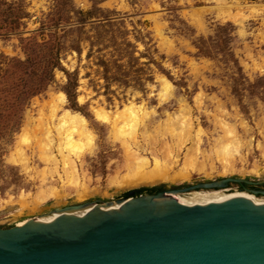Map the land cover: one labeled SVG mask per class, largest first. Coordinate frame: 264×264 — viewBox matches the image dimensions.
I'll list each match as a JSON object with an SVG mask.
<instances>
[{"label":"rangeland","instance_id":"1","mask_svg":"<svg viewBox=\"0 0 264 264\" xmlns=\"http://www.w3.org/2000/svg\"><path fill=\"white\" fill-rule=\"evenodd\" d=\"M118 49L132 56H115ZM112 52L122 68L110 71L117 81L108 86L99 59L113 63ZM58 56L62 69H53ZM127 69L152 80L125 86L119 74ZM67 72L78 74L79 111L65 92ZM129 107L144 118L134 148L150 170L162 165L165 180L123 185L136 160L122 137L135 132L114 126ZM65 111L84 118L90 133L66 152L76 174L56 149L58 163L48 160L43 129L58 142ZM181 120L191 128L180 131ZM197 167L206 172L174 180ZM228 178L264 182V0H0V228L133 191Z\"/></svg>","mask_w":264,"mask_h":264},{"label":"water","instance_id":"2","mask_svg":"<svg viewBox=\"0 0 264 264\" xmlns=\"http://www.w3.org/2000/svg\"><path fill=\"white\" fill-rule=\"evenodd\" d=\"M257 184L238 178L128 193L114 203L56 209L43 223L0 228V264H264V205ZM253 194L208 200L191 193ZM93 208L92 212L85 211Z\"/></svg>","mask_w":264,"mask_h":264},{"label":"bare ground","instance_id":"3","mask_svg":"<svg viewBox=\"0 0 264 264\" xmlns=\"http://www.w3.org/2000/svg\"><path fill=\"white\" fill-rule=\"evenodd\" d=\"M166 86L169 87V84L166 83ZM60 97L61 101L65 103V96L61 94ZM56 112L57 111H55L54 114ZM139 112L140 110L136 111L133 107L124 109L122 113L117 116L115 122L116 124L114 126V128L119 129L121 132H123L124 130H132L135 132L134 135H127L124 138L122 137V144L127 152V155L129 156V154H131L132 157L136 160L133 162V176H129V178L126 180V184H123L124 186L128 187H135L139 184L144 183L154 184L160 182L161 180H165V174L162 171V165L160 163H156L155 167L150 170V165L147 159L141 157L140 154L136 151V148H134L135 146H138L137 130L141 127L142 124H144V118L140 117ZM177 124L180 125V128L178 127L180 131H185L186 129L191 128V123L188 121H177ZM43 131L45 135V140H47L49 143L48 146L52 148L49 151L50 157H48V160L53 162L54 164L58 163L57 158L56 156H54L53 153V150L56 149L57 153L59 154V157L63 162L64 170L66 172L70 170L71 172L76 174L77 171L75 159L72 156L68 155L66 152H74L76 149H80L86 141L91 140L85 119L76 113H72L71 111H65L57 119L55 126V132L58 136V142L53 136L52 128H45L43 129ZM225 169L229 173L233 170L232 166H225ZM204 171L205 169L203 167L192 168L191 170L185 169L182 170V172L179 173L174 180H187L192 176V174H203ZM233 194H247L249 197H253V195L247 192L241 193L234 190L217 191L211 192L209 194L195 192L188 195L205 201L212 197L227 198ZM256 201H258L257 198ZM260 201L261 204L264 205V200ZM121 208L122 206L118 205L117 203H114L109 210H120ZM85 211L92 212L93 208H88ZM50 215L40 217L37 219V221L43 223V221ZM25 223L26 222H22L17 226L21 227Z\"/></svg>","mask_w":264,"mask_h":264},{"label":"trees","instance_id":"4","mask_svg":"<svg viewBox=\"0 0 264 264\" xmlns=\"http://www.w3.org/2000/svg\"><path fill=\"white\" fill-rule=\"evenodd\" d=\"M92 15L93 14L90 12L89 14H87V17L88 16H92ZM99 26H101V28H103L102 27V24H99ZM116 44L117 43L114 42V40H112L110 42V45L119 48L120 46H116ZM91 47L92 48H91V50H90V52H89V54L87 56V60H89V61L94 57V53H93V50H92L93 49V45H91ZM113 52L115 53V56H118L119 55V57H121V56L125 57V55H128L129 56L130 54L132 56V53H129L128 54L127 52L121 51V49H118V50L113 51ZM113 52L111 53V56H112V58L114 60L113 63L110 62V59L109 60H104V58L99 59V67H101L103 69V71H104V73H103L104 74V80H105V82H106V84L108 86L110 85L109 84L110 82L117 81V79H115L113 76L111 78L110 71L111 70H115V69H113L114 67L117 70H121V68H122L121 66H119L120 65V61L118 60L119 58L118 59H114V53ZM136 62H137L136 64H139L138 61H136ZM139 66H140V64L138 65V70L136 71L137 74L142 72V68H140ZM52 67H53V69H55V68H61L62 69V67L60 65V62H59V56H58V59L56 58L53 61ZM67 76H68V85L66 87V91L65 92L67 94V97H68V100H69L70 104L72 105V108L74 110L79 111L81 108L78 106L77 99H76V97H77V88H78V74L77 73L70 74V73L67 72ZM119 76L120 77H123L124 85L125 86H127V85H129L131 83H136L134 79H137V78H135L134 76H132V74L130 73V71L128 69L123 74H121V75L119 74ZM131 79L133 81H131ZM140 79L141 78H138L137 79V81L139 83H141L139 86H144V83L145 82H148V81H151L152 80V78L150 76H147V75H145V80H140ZM163 190H164V187H159V188L141 190V191H139V193L140 194H144V193L156 194V193L161 192Z\"/></svg>","mask_w":264,"mask_h":264},{"label":"flooded vegetation","instance_id":"5","mask_svg":"<svg viewBox=\"0 0 264 264\" xmlns=\"http://www.w3.org/2000/svg\"><path fill=\"white\" fill-rule=\"evenodd\" d=\"M239 188V190H243V188H241L240 186L238 187ZM247 188H251V189H258V187H247Z\"/></svg>","mask_w":264,"mask_h":264}]
</instances>
